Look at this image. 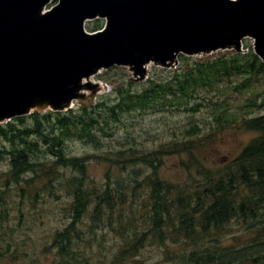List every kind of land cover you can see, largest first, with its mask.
I'll return each mask as SVG.
<instances>
[{"label":"trees","instance_id":"obj_1","mask_svg":"<svg viewBox=\"0 0 264 264\" xmlns=\"http://www.w3.org/2000/svg\"><path fill=\"white\" fill-rule=\"evenodd\" d=\"M93 24L90 32H97L104 22L95 20ZM244 49L247 52H218L200 58L180 55L177 68L158 70L160 75H152L140 89L128 74H117L120 82L114 86V94L99 96L95 103H83L67 112H34L1 124L0 161L5 160L8 168L0 171V205L5 206L12 192L22 194V199L27 194L36 200L40 192L64 185L72 199L70 222L53 238L63 264L80 260L76 242L87 241L82 224L91 211L94 225L107 220L124 241L112 264L136 255L150 235L160 242L169 236L176 243L192 246L180 256V264H264V114L255 115L264 108V62L251 43H245ZM119 69L113 67L105 75ZM233 93L244 96V102L233 105L228 98ZM206 107L212 109V128L217 131L241 128L257 135L223 167L201 166L192 185L162 181L158 170L162 156L194 157L195 135L201 131L198 126L186 132L191 139L176 140L149 152L119 149L91 158L67 153L69 141L100 146L101 135H112L111 123L120 122L122 116L196 114ZM94 158L121 172L113 179L107 175L102 186L94 185L87 176V165ZM145 186L151 204L147 230L135 229V219L127 221L122 216L114 225V213L129 199H133L132 206L138 190ZM104 215L107 218H102ZM235 221L244 226L246 234H253L251 240L226 246L218 238L204 245L203 241L216 239Z\"/></svg>","mask_w":264,"mask_h":264},{"label":"water","instance_id":"obj_2","mask_svg":"<svg viewBox=\"0 0 264 264\" xmlns=\"http://www.w3.org/2000/svg\"><path fill=\"white\" fill-rule=\"evenodd\" d=\"M96 19L105 31L88 33ZM246 38L264 62V0H0V124L31 114L37 99L70 107L101 69L137 74L181 54L240 53Z\"/></svg>","mask_w":264,"mask_h":264},{"label":"rangeland","instance_id":"obj_3","mask_svg":"<svg viewBox=\"0 0 264 264\" xmlns=\"http://www.w3.org/2000/svg\"><path fill=\"white\" fill-rule=\"evenodd\" d=\"M55 4L56 2H52L48 9ZM103 22L104 25L99 31L105 27V21ZM93 23L94 21L87 22L88 33L94 25ZM253 42L251 38L242 41L243 50L246 51L245 43H251L253 46ZM230 51H236V49L186 56L200 58L218 52ZM178 59L179 57L172 63L168 62L164 68L174 70L179 65ZM117 68H120L119 71H112L108 75L105 74L110 69H101L94 76L84 79L78 97L70 104V107L59 109L60 112L77 108L83 103L90 104L91 101L95 103L102 95H113L114 86L120 82L117 74H128L127 78L129 77L128 79L134 82L135 87L140 89L152 75L159 76L158 70L163 67L158 63H147L143 65V75L140 74L142 70L136 74L134 65H120ZM102 77L107 80L101 79ZM261 90H264V87ZM210 97L212 96L210 95ZM228 98L232 99L233 105L242 104L245 100L244 96L234 93ZM48 111L57 112L50 108L37 109L32 113L44 114ZM256 114H264V108L255 111ZM6 122L4 121L2 124ZM193 126H198L201 130L195 135L197 148L194 150V157H189L187 154L162 156V165L158 170V176L162 181L175 185H192L194 180L199 178L198 172L201 166L215 168V170L223 167L236 159L257 135L241 128L222 131L212 128L211 107L203 108L200 113L196 114L186 112L136 113L122 116L118 123H111L110 129L113 130V133L110 136L101 135L100 146L94 147L79 141H69L66 143L67 153L70 156L91 158L95 154L100 155L110 150L119 149L137 148L149 152L176 140L191 139L192 136L188 137L186 132ZM127 139L128 141H126ZM2 144L3 142L0 140V147ZM47 158L49 157L47 156ZM7 168V162L1 160L0 171H5ZM120 172L121 169L111 167L109 162H101L96 158L87 165L88 179L97 186L106 183L107 175L113 179ZM63 186L58 185L51 191L40 192L36 200L27 194L25 199H22V194L12 192V197L6 198L5 206L0 205V264H63L59 258V250L53 242L54 234L70 222L72 199ZM149 192L146 186L139 189L134 204L130 206L133 199H129L127 204L118 208L119 210L113 215L112 223L117 225L120 216L126 218L127 221L132 218L135 219V229L145 228L146 231V227L150 224ZM107 216L104 215L102 218H107ZM83 221L84 239L87 241L76 242L75 252L80 260L74 264H112L124 245L119 233L108 226L107 220L105 223L94 225L96 222L93 223L92 211L90 215L85 216ZM245 231L244 226L235 221L227 226L220 236L215 237L216 239L206 240L203 243L206 246L221 238L226 246L242 245L253 238V234L248 232L246 234ZM191 249L192 246L176 243L169 236L160 242L150 235L143 247L138 249L136 255L120 264H180V256Z\"/></svg>","mask_w":264,"mask_h":264},{"label":"bare ground","instance_id":"obj_4","mask_svg":"<svg viewBox=\"0 0 264 264\" xmlns=\"http://www.w3.org/2000/svg\"><path fill=\"white\" fill-rule=\"evenodd\" d=\"M231 2H237L238 0H229ZM47 13V11H45L43 9L41 15H45ZM97 74V73H95ZM95 74L91 75V76H94ZM82 85V84H81ZM51 108V106L47 103H44L42 101H40V99H37L35 102L29 104L28 106L25 107V110L28 112V113H31L37 109H49Z\"/></svg>","mask_w":264,"mask_h":264}]
</instances>
